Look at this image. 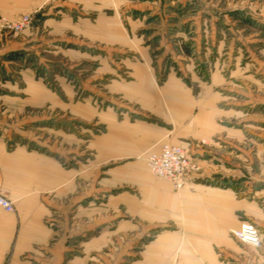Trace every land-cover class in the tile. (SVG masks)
Masks as SVG:
<instances>
[{
	"label": "rangeland",
	"instance_id": "obj_1",
	"mask_svg": "<svg viewBox=\"0 0 264 264\" xmlns=\"http://www.w3.org/2000/svg\"><path fill=\"white\" fill-rule=\"evenodd\" d=\"M24 14L27 26L0 32V140L82 168L76 183L86 188L76 199L62 197L60 210L52 211L56 224H66L55 227L65 237L61 264L85 253V243L71 235L85 221L94 236L102 231L107 238L89 250L86 264H130L133 256L125 253H138L163 228L138 235L136 227L134 244L125 207L138 195L136 177L124 171L113 181L110 169L136 156L95 161L92 146L105 130L102 112L136 119V101L124 95L136 85V64L157 88L208 91L217 122L231 131L230 144L222 147L232 150L239 175L210 181L231 185L264 211V0H0V17L13 21ZM76 107L88 112L80 117ZM146 155L149 174L168 181L151 173ZM255 226L260 247L240 242L230 230L249 258L245 264H264V219Z\"/></svg>",
	"mask_w": 264,
	"mask_h": 264
},
{
	"label": "crops",
	"instance_id": "obj_2",
	"mask_svg": "<svg viewBox=\"0 0 264 264\" xmlns=\"http://www.w3.org/2000/svg\"><path fill=\"white\" fill-rule=\"evenodd\" d=\"M134 70L136 85L124 90L128 93L124 95L136 101V119L102 112L105 130L92 143L95 161L136 156L127 165L110 169L113 181L123 177L124 171L136 177L138 195H131L125 207L132 218L134 244L138 235L163 227L142 242L138 253L125 251L133 256L130 264L250 262L230 230L243 220L258 225L264 211L254 200L238 197L231 185L210 181L226 183L225 179L239 176L230 163L235 158L232 150L223 149L231 131L217 122L214 99H206V90L193 95L182 88H157L146 68L136 64ZM86 112L74 109L80 117ZM163 139L187 148L199 166L195 178L179 193L169 181L153 178L144 165L142 155L157 150ZM81 170L65 167L52 153L25 145L8 147L0 140V189L14 204L12 212L0 209V264H61L65 237L55 227L66 224L61 220L56 224L52 211L60 210L57 203L62 197L76 199L77 192L86 188L76 183ZM85 222L84 228L76 227L71 234L85 243V253L73 255L68 264H86L94 244L107 241L102 231L94 236Z\"/></svg>",
	"mask_w": 264,
	"mask_h": 264
},
{
	"label": "built area",
	"instance_id": "obj_3",
	"mask_svg": "<svg viewBox=\"0 0 264 264\" xmlns=\"http://www.w3.org/2000/svg\"><path fill=\"white\" fill-rule=\"evenodd\" d=\"M30 22L28 14L19 19L8 21L0 17V32H17ZM146 163L151 173L159 178L167 179L175 190L187 185L199 170L198 164L191 158L188 150L178 144L164 142L159 148L146 155ZM0 209L6 212L14 211L13 202L0 189ZM232 234L242 243L252 247H260L261 239L258 228L248 220L240 222L239 226L231 230Z\"/></svg>",
	"mask_w": 264,
	"mask_h": 264
}]
</instances>
